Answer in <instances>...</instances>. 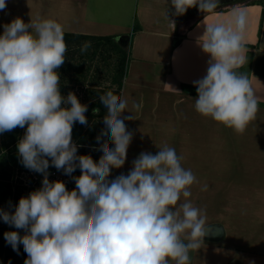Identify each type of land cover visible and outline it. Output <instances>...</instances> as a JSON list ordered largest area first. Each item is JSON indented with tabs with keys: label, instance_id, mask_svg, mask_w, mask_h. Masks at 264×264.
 Segmentation results:
<instances>
[{
	"label": "clouds",
	"instance_id": "clouds-1",
	"mask_svg": "<svg viewBox=\"0 0 264 264\" xmlns=\"http://www.w3.org/2000/svg\"><path fill=\"white\" fill-rule=\"evenodd\" d=\"M171 5L183 15L196 6L213 13L219 3L171 0ZM6 7L7 0H0V11ZM247 23L246 12L233 9L228 21L206 26L199 46L209 56L207 71L193 81L195 111L238 134L258 111L251 81L239 71L247 61ZM90 47L86 41L80 51ZM66 52L63 26L54 19L25 23L16 17L3 25L0 133L27 125L17 144L20 162L43 174L42 186L21 197L14 211L0 210L4 223L24 231L5 232L6 242L17 252L23 245L24 264H191L190 252L201 248L208 231L206 213L189 199L196 176L183 167L175 148L164 145L155 154L142 151L127 174L110 179L112 170L126 162L133 133L125 120L134 119L122 117L128 103L113 91L99 98L106 109L105 127L94 150L103 154L98 162L78 155L73 126L87 125L88 105L73 92L66 97L60 92L57 70ZM50 165L68 176L79 169L81 174L72 177L75 188L50 181Z\"/></svg>",
	"mask_w": 264,
	"mask_h": 264
},
{
	"label": "crops",
	"instance_id": "crops-1",
	"mask_svg": "<svg viewBox=\"0 0 264 264\" xmlns=\"http://www.w3.org/2000/svg\"><path fill=\"white\" fill-rule=\"evenodd\" d=\"M233 9L247 14V61L239 71L258 99L256 118L242 134L194 106L193 81L203 78L209 60L199 37L207 25L228 21ZM16 17L25 23L54 19L64 33L115 37L128 46L120 97L128 103L122 117L134 118L125 120L133 139L124 166L113 169L110 179L127 174L142 151L175 148L198 180L189 199L207 216L208 231L201 248L190 252L191 264H264V0L183 15L175 14L171 0H7L0 35ZM224 192L233 197L225 199Z\"/></svg>",
	"mask_w": 264,
	"mask_h": 264
},
{
	"label": "trees",
	"instance_id": "trees-1",
	"mask_svg": "<svg viewBox=\"0 0 264 264\" xmlns=\"http://www.w3.org/2000/svg\"><path fill=\"white\" fill-rule=\"evenodd\" d=\"M137 29H138L137 26H135L134 31H136ZM64 40L67 45V52L65 54L66 59L69 56L68 54L71 55L74 54L75 52H80L81 45L86 41H90L91 44H95L98 46L104 44L111 45V47L114 48L115 51L120 55L110 87L103 90L102 89L101 90L94 89L87 91L85 90L84 95L89 97H86L87 99L85 98V100H82V104L88 105V110L85 113V116L88 121L87 125H89L91 121L97 119L101 121L100 123L101 125H103L102 127L104 129L105 125L103 124V117L106 115V109L100 103L99 98L107 91H113L114 94L120 96V92L123 84V78L125 75L126 56H128V53L124 52L125 46L121 45V43L116 41L115 37H92V36L64 33ZM69 89L68 88L66 89L63 83H60V92L63 96L66 97V95H68L70 91ZM95 108L100 109L98 114L93 112V109ZM87 125H81L79 122H76L73 126L72 139L79 146L78 151L81 149H89V148L95 149L99 147L96 141V137L100 133V131L95 133L96 137L93 138L92 135L89 136L84 132V127H86ZM26 127L27 125L25 126V128L17 127L12 131L0 133V170H2L5 173L4 175H7L6 173V170L8 168L7 165L9 166L11 165L13 167L17 165L19 161L18 155L16 153L17 144L19 140L24 136ZM103 139H108V138L104 137ZM102 154L103 153L101 151L96 150V153L93 156V160L98 162ZM20 168H25L22 165V163ZM52 168L55 167L50 165L49 169ZM75 173H80V170L77 169ZM10 205H11V186L10 184L7 183V181L3 179L0 180V210L8 211ZM3 232L4 231L1 230L0 228V264H24V261L27 258V254L24 251L23 245L20 244L18 246L19 252L14 251L11 245H9L6 242ZM1 261L3 263H1Z\"/></svg>",
	"mask_w": 264,
	"mask_h": 264
},
{
	"label": "rangeland",
	"instance_id": "rangeland-1",
	"mask_svg": "<svg viewBox=\"0 0 264 264\" xmlns=\"http://www.w3.org/2000/svg\"><path fill=\"white\" fill-rule=\"evenodd\" d=\"M245 1H251V0H232L225 4H238ZM233 2H238V3H233ZM225 4L219 5L218 7H222ZM189 9H199V8L198 6H196ZM117 40L119 41L118 38L116 39V41ZM124 48H125L124 52L127 53L129 47L125 46ZM68 55L69 56L67 57L65 63L57 70L60 75V83H63L66 89L70 88L69 92L75 93V95L78 97L81 103L82 100H85L86 97H89L84 95L85 90L86 91L94 90V89L103 90L110 87L112 79L114 77V72L117 66V62L119 61L120 58V55L115 51L114 48L111 47V45L104 44L98 46L95 44H91V47L90 49H88L87 52L82 53L80 51ZM129 59H130L129 55L126 56L125 71ZM100 122L101 121L97 119L91 121L89 125L84 127V132L89 136L92 135L93 138L96 137L95 133L99 131L101 132V129H103L102 127L103 125H101ZM16 153L18 155V150H16ZM95 153L96 150L89 148V149H81L78 151L77 154L91 155V157L93 158ZM18 158L19 161L17 165L13 167L11 165L10 166L7 165L8 167L6 170L7 175H4L5 173L2 170H0V180L4 179L11 186V205L8 210L9 212H12V210H14V206L18 204V202L16 201V199L13 198L12 195V186H13L12 183H14V180L17 175H19L23 171L29 170L27 168H20L21 162L19 155ZM224 195H225V199L232 198L233 192H227V194L226 192H224ZM0 228L1 230L4 231L3 233L11 232L13 230L12 226L4 223L2 219H0ZM19 234L24 235L23 233H19ZM1 263L3 262L1 261Z\"/></svg>",
	"mask_w": 264,
	"mask_h": 264
},
{
	"label": "built area",
	"instance_id": "built-area-1",
	"mask_svg": "<svg viewBox=\"0 0 264 264\" xmlns=\"http://www.w3.org/2000/svg\"><path fill=\"white\" fill-rule=\"evenodd\" d=\"M50 181L60 180L65 182L68 190L75 188V181L72 179L74 176H79L80 173H72V176L65 175L63 171H58L56 168L48 169ZM43 174L36 173L31 170L23 171L16 176L14 183H12V195L13 198L19 202L21 197L27 196L30 192L40 188L42 186ZM12 231L23 233L22 229H16L12 226Z\"/></svg>",
	"mask_w": 264,
	"mask_h": 264
},
{
	"label": "water",
	"instance_id": "water-1",
	"mask_svg": "<svg viewBox=\"0 0 264 264\" xmlns=\"http://www.w3.org/2000/svg\"><path fill=\"white\" fill-rule=\"evenodd\" d=\"M229 1H232V0H218V3L219 5H222V4L228 3Z\"/></svg>",
	"mask_w": 264,
	"mask_h": 264
}]
</instances>
